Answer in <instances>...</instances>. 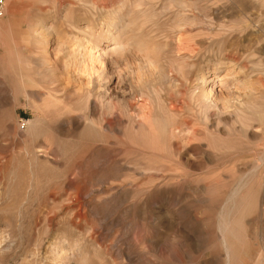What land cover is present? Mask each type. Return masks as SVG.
Wrapping results in <instances>:
<instances>
[{
  "label": "bare ground",
  "instance_id": "bare-ground-1",
  "mask_svg": "<svg viewBox=\"0 0 264 264\" xmlns=\"http://www.w3.org/2000/svg\"><path fill=\"white\" fill-rule=\"evenodd\" d=\"M145 1L2 0L0 87L15 102L40 101L31 105L41 119L28 122L30 135L43 132L42 122L92 133L107 123L121 136L124 164L173 173L188 150L217 157L237 152L251 137L264 144L260 49L239 57L226 49L255 35L259 24L225 21L232 4ZM257 47L264 50V42ZM97 109L103 119H94ZM248 152L264 165V150ZM226 186L210 180L206 192L218 196ZM246 186L240 182L231 195L247 196ZM224 213L218 229L225 262L233 264L238 236ZM49 253L53 262L75 260L57 240Z\"/></svg>",
  "mask_w": 264,
  "mask_h": 264
},
{
  "label": "rangeland",
  "instance_id": "rangeland-1",
  "mask_svg": "<svg viewBox=\"0 0 264 264\" xmlns=\"http://www.w3.org/2000/svg\"><path fill=\"white\" fill-rule=\"evenodd\" d=\"M162 3L232 4L225 21L258 23L259 30L227 51L239 57L260 49L264 60L257 47L264 42V6L256 5L264 0L145 1ZM2 91L0 264H63L50 258L55 240L74 251L72 264H226L218 229L226 211L238 236L233 264H264V165L248 156L264 150L260 139L248 138L237 152L217 157L188 150L177 158L175 173L159 166L136 169L121 161V136L107 123L92 133L42 122L43 132L32 137L28 122L41 116L31 105L40 101L18 103ZM102 111H94L95 120L103 119ZM210 180L227 188L209 195ZM242 181L247 196L231 195Z\"/></svg>",
  "mask_w": 264,
  "mask_h": 264
}]
</instances>
